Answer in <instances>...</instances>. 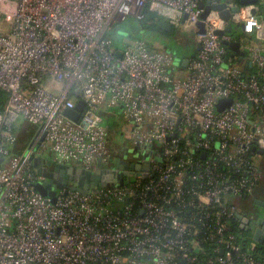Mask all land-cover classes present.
Returning <instances> with one entry per match:
<instances>
[{"label":"built area","instance_id":"built-area-1","mask_svg":"<svg viewBox=\"0 0 264 264\" xmlns=\"http://www.w3.org/2000/svg\"><path fill=\"white\" fill-rule=\"evenodd\" d=\"M209 1L223 2L0 0V24L11 18L9 32H0V90L8 94L0 114V264H264L260 243L236 230L235 203L264 176L253 151L256 140L264 148V43L243 51L253 64L247 76L225 44L241 41L217 34L244 25L246 37L264 42V20L257 4L241 6L230 22L212 11L198 33ZM147 12L195 30L201 47L187 69L146 41L115 48L107 30ZM80 101L76 122L65 113ZM117 116L127 127L113 142L105 121ZM21 119L38 131L28 152L13 155ZM47 152L90 172L120 173L118 159L149 169L140 177L122 170L130 173L123 185L48 198L35 189L32 161Z\"/></svg>","mask_w":264,"mask_h":264},{"label":"water","instance_id":"water-1","mask_svg":"<svg viewBox=\"0 0 264 264\" xmlns=\"http://www.w3.org/2000/svg\"><path fill=\"white\" fill-rule=\"evenodd\" d=\"M222 1V0H217ZM259 0H240L239 6L228 10V4L222 2L217 5H211V1L206 4H201L200 8L204 10V13L201 16V20L197 23L198 33H206V27L204 21L207 20L208 16L212 11H220L221 18L225 21H232V17L234 13L239 12L241 6H249L256 5ZM255 14V12H254ZM187 17L185 18V20ZM159 30L165 33H172L173 29L170 23L162 20L158 24ZM241 29L244 30V25H241ZM234 31L233 25H229L226 31H219L217 34L220 36L225 35L226 33L232 34ZM264 35V32L263 34ZM225 44L229 47V49L233 52V56L238 58L239 62H243L246 60V54L242 50V45L238 41H234L231 43L225 42ZM200 44H197V51L200 50ZM119 57H122L121 53H118ZM195 55L192 56L194 58ZM183 68L187 69L189 66V60L183 59L182 62ZM247 67L252 69L253 64L251 61L247 62ZM233 100H223L217 106L218 110L222 112L226 107L232 104ZM85 104L80 101L77 104V107L73 111H67L65 113L66 117L73 121H78L80 118V114L82 113ZM258 140H256L255 147L253 149L254 152H257L260 156L264 157V148H259ZM151 148H148L150 150ZM33 165L36 168L37 176L40 178V181L36 184L35 189L38 193H40L44 197L55 198L57 191H66V193L80 192L82 195H87L89 191L98 189L101 187L102 189H106L111 184H119L123 185L125 182V177L130 173L128 171H123L124 169H131L133 173L137 176H142V170L149 169V162L145 161L143 165L135 164L128 166V162L122 161L120 159L116 160L115 167L120 171L110 172L103 171L101 168L96 172H90L87 170H83L76 167L60 165L55 163L50 158H40L33 157L32 158ZM131 172V173H132ZM256 204L264 208V201H256ZM239 219L241 221V229L246 232L251 233L254 240L261 245L264 244V215L259 216L256 220L255 225H251L250 221L245 218L243 215H239Z\"/></svg>","mask_w":264,"mask_h":264},{"label":"rangeland","instance_id":"rangeland-1","mask_svg":"<svg viewBox=\"0 0 264 264\" xmlns=\"http://www.w3.org/2000/svg\"><path fill=\"white\" fill-rule=\"evenodd\" d=\"M223 2H226L227 0H222ZM231 5H233V2H231ZM258 6V17L262 20H264V3L263 0H259L257 3ZM10 23L11 18L8 17L5 22L0 24V32L2 33H8L10 30ZM234 31L233 35H235V39H238L241 41L242 49L243 51H246V46L249 43H252L254 45L263 44L264 42L257 39L255 36L253 37H246L243 34V31L241 29V26L234 25ZM107 35H110L113 37L114 46L118 49H124V46L126 43L130 41L135 40H142L146 41L148 45L154 49V50H161V51H167L171 54H173L176 58L175 66L177 68H180V61L186 58H189L197 49V44L195 42V38L193 35H195V30L188 26L187 24L182 25V27L179 30H176L172 33H165L160 31H154L150 28H144L142 25V22L138 20L134 16H130L126 20L122 22H117L113 27H110L107 30ZM43 85L45 87H49L50 90L54 91V93H57V85L51 84L50 78H45L43 80ZM112 113L115 111H118L116 109L111 110ZM116 129V127L121 131V129H125L127 125L122 121L121 116L112 117L111 119H108L105 121V124H109ZM20 124H23L25 127L26 132L28 133H34L36 131V127H33L32 125L26 123L22 119L20 120ZM36 133V132H35ZM125 135V134H124ZM122 135L123 137H125ZM151 152L146 156L145 158L151 159ZM48 157L49 156H44ZM43 157V158H44ZM132 178V176H129ZM261 188H264V182ZM260 188V189H261ZM260 191V190H259ZM236 205L240 210H242V213H246L249 211H256L257 217L264 215V208L261 207H254V200L253 197H251L249 200L245 199H236L235 200ZM251 235L250 233L246 234Z\"/></svg>","mask_w":264,"mask_h":264},{"label":"trees","instance_id":"trees-1","mask_svg":"<svg viewBox=\"0 0 264 264\" xmlns=\"http://www.w3.org/2000/svg\"><path fill=\"white\" fill-rule=\"evenodd\" d=\"M239 1L240 0H236V4L237 5H239ZM162 20H164V19L161 16H158L157 14L152 13V12H147L145 20L141 21V22H142V25H143L144 28H150V29H152L154 31H160L159 28H158V24ZM172 29H173L172 32L176 31L174 28H172ZM231 35L235 38V35H233V34H231ZM231 56L234 57L233 56V52L230 53V57ZM234 58H236V60L238 61L237 57H234ZM239 63H241V62H239ZM243 72H244V75L249 76L253 72V70L249 69L247 66H245V67H243ZM7 102H8V94L6 92H4L3 90H0V114L3 112ZM14 131H15V133L17 135V142H16L15 145L10 147V153L13 154V155H23L26 152H28L30 150V148L33 146V143H34V140L36 138L38 129L36 128V131H35L36 133L35 132L34 133H28V132H26L24 125L21 124L19 127H16V129ZM260 165L262 166L263 171H264V165H262V164H260ZM263 182H264V176H263V179H262L261 183L257 187L255 193H253V194H251L249 196H245V197L240 198V199H245L246 197H250L252 195L253 196L259 195L261 193L259 190L262 187ZM236 230L239 233H242L243 235H246L247 233H249V232H246L245 230H242L241 227H240V224L237 225ZM260 247L262 248V250H264V244L263 245L260 244Z\"/></svg>","mask_w":264,"mask_h":264},{"label":"flooded vegetation","instance_id":"flooded-vegetation-1","mask_svg":"<svg viewBox=\"0 0 264 264\" xmlns=\"http://www.w3.org/2000/svg\"><path fill=\"white\" fill-rule=\"evenodd\" d=\"M261 164L264 165V157H262L261 159ZM260 194L259 195H255V196H250V197H246L245 200H249L251 197H253V200H254V207L257 208L259 207L257 204H256V201H264V188L260 189ZM255 210V209H254ZM249 211V212H246V213H242V210H239V214L240 215H243L245 218H247L249 221H250V224L251 225H255L256 223V220L259 218V216L257 217V213L256 211ZM241 226V225H240Z\"/></svg>","mask_w":264,"mask_h":264},{"label":"crops","instance_id":"crops-1","mask_svg":"<svg viewBox=\"0 0 264 264\" xmlns=\"http://www.w3.org/2000/svg\"><path fill=\"white\" fill-rule=\"evenodd\" d=\"M197 49H196V51L193 53V55H196L197 54ZM193 55H191V57L193 56ZM248 61H250V59L248 58V57H246V60H244L242 63H240V64H242V66L243 67H245V66H247V62ZM250 69V68H249ZM185 75L186 74H182V75H180V77H185ZM21 124L19 123L18 124V126L17 127H19ZM114 128V127H113ZM19 133V132H18ZM111 137H112V141L113 142H115V140H117V138H120V136H119V130H118V128L116 127V129H114L112 132H111ZM44 156H49V158L50 159H52L53 160V155L51 154V153H45V155ZM43 156V157H44ZM43 157H40V158H43ZM44 158H48V157H44Z\"/></svg>","mask_w":264,"mask_h":264}]
</instances>
